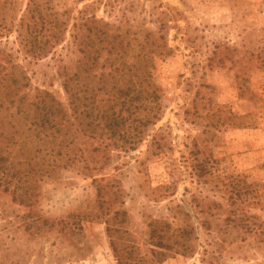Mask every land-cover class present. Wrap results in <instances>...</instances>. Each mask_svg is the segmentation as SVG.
<instances>
[{"label": "rangeland", "instance_id": "374dc122", "mask_svg": "<svg viewBox=\"0 0 264 264\" xmlns=\"http://www.w3.org/2000/svg\"><path fill=\"white\" fill-rule=\"evenodd\" d=\"M27 3L0 0V51L22 65L32 87L64 101L62 69L51 54L30 61L17 51L15 25ZM88 5L130 42L127 61L156 53L144 68L153 87L141 112L152 125L129 154L105 162L100 152H86L95 157L90 170L78 157L86 144L76 141V160L39 181L31 204L0 187V264H117L98 206L99 183L107 185L105 203L128 212L141 253L149 247V217L174 221L168 208L178 203L192 213L193 253L152 264H264V0L52 2L53 11L72 15ZM76 55L63 54L68 73ZM201 164L212 172L206 180L192 176ZM114 190L123 202L114 203Z\"/></svg>", "mask_w": 264, "mask_h": 264}, {"label": "trees", "instance_id": "16d2710c", "mask_svg": "<svg viewBox=\"0 0 264 264\" xmlns=\"http://www.w3.org/2000/svg\"><path fill=\"white\" fill-rule=\"evenodd\" d=\"M52 2L28 0L15 25V39L25 60L37 61L51 54L62 69L64 101L47 89L32 87L22 65L11 62L7 58L10 53L0 51V187L4 191L11 188L13 199L21 204H31L39 181L53 177L60 166L76 160V153L71 157L76 141L86 144L78 149V157L85 156L82 161L90 170L95 157L84 155L86 152H100L105 162L129 154L144 141L152 125L141 112L153 87L144 68L156 53H139L127 61L130 42L113 30L110 22L91 12L90 5L72 15L67 8L53 11ZM164 27L165 22L157 26L162 38ZM163 47L169 51L165 42ZM72 51L77 53L74 72L68 73L63 54ZM3 58L9 65L1 61ZM152 141L156 139L152 137ZM193 168L192 176L197 180H206L212 173L202 164ZM106 187L97 185V201L117 264L160 263L171 255L193 253L196 227L190 223L192 213L182 203L168 208L174 221L148 218L149 247L141 253L128 229V212L105 203ZM215 188L220 187L217 184ZM112 195L115 204L123 202L121 191L114 190ZM230 200L233 204L234 199ZM180 214L182 222L177 219ZM203 224L210 229L209 223Z\"/></svg>", "mask_w": 264, "mask_h": 264}]
</instances>
